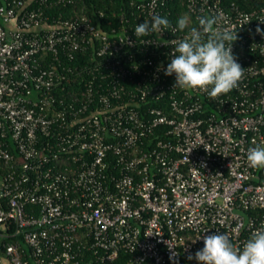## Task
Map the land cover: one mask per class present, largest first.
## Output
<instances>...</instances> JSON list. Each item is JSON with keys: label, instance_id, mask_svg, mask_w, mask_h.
Here are the masks:
<instances>
[{"label": "built area", "instance_id": "2783aa9c", "mask_svg": "<svg viewBox=\"0 0 264 264\" xmlns=\"http://www.w3.org/2000/svg\"><path fill=\"white\" fill-rule=\"evenodd\" d=\"M75 2L0 0V264H199L218 233L242 249L264 227L247 160L264 145V6L125 0L100 27L53 12ZM155 15L170 26L137 38ZM201 16L237 32L245 72L215 99L164 74Z\"/></svg>", "mask_w": 264, "mask_h": 264}, {"label": "clouds", "instance_id": "9594fccd", "mask_svg": "<svg viewBox=\"0 0 264 264\" xmlns=\"http://www.w3.org/2000/svg\"><path fill=\"white\" fill-rule=\"evenodd\" d=\"M198 23L199 28L193 27L186 38L173 41L172 59L164 74H175L173 87L199 90L215 99L236 89L245 76L232 51L237 32L217 29L215 19L207 16L199 17ZM188 24L187 16L178 19L179 30ZM169 26L167 18L155 15L151 22L138 24L134 34L137 38L147 37ZM256 32L261 33V29L257 27ZM247 160L251 167L264 169V145L249 148ZM203 239L204 247L194 257L199 264H264V227L254 231L242 249L227 234L208 235ZM188 259L193 256L189 255Z\"/></svg>", "mask_w": 264, "mask_h": 264}, {"label": "trees", "instance_id": "16d2710c", "mask_svg": "<svg viewBox=\"0 0 264 264\" xmlns=\"http://www.w3.org/2000/svg\"><path fill=\"white\" fill-rule=\"evenodd\" d=\"M125 0H76L73 6H69L66 9H62L61 6L56 7L53 12H62L65 17L72 15L73 12L79 13L82 9L87 16L92 19L95 25L102 27L105 20L98 17V12H104L106 19H110L111 13L116 11ZM225 4L235 3L244 10H251L264 6V0H224ZM88 59V54L84 60ZM83 60V61H84ZM130 255L125 252H120L118 259L114 264H127ZM194 261H197L194 259Z\"/></svg>", "mask_w": 264, "mask_h": 264}]
</instances>
